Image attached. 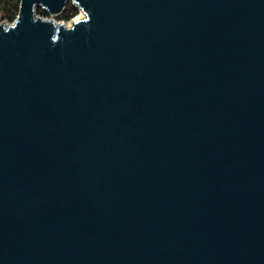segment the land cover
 <instances>
[{
  "label": "water",
  "instance_id": "obj_1",
  "mask_svg": "<svg viewBox=\"0 0 264 264\" xmlns=\"http://www.w3.org/2000/svg\"><path fill=\"white\" fill-rule=\"evenodd\" d=\"M67 1L0 23V264H264V0Z\"/></svg>",
  "mask_w": 264,
  "mask_h": 264
},
{
  "label": "rangeland",
  "instance_id": "obj_2",
  "mask_svg": "<svg viewBox=\"0 0 264 264\" xmlns=\"http://www.w3.org/2000/svg\"><path fill=\"white\" fill-rule=\"evenodd\" d=\"M19 2L20 0H0V23L4 20V24L7 25L15 20L18 14ZM72 6L75 7V4L72 2V0H68L66 3V9L69 10ZM37 10L40 12H45L46 14H39ZM35 12L38 16L44 19L54 20V22L58 24H64L65 26H69L71 24V21H74V18L80 16L81 14L82 16L80 18L84 17L83 12L79 9H77V13L75 15L67 19H59L57 17L59 13L56 15H52L47 13L41 7H37Z\"/></svg>",
  "mask_w": 264,
  "mask_h": 264
},
{
  "label": "trees",
  "instance_id": "obj_3",
  "mask_svg": "<svg viewBox=\"0 0 264 264\" xmlns=\"http://www.w3.org/2000/svg\"><path fill=\"white\" fill-rule=\"evenodd\" d=\"M9 3V1H8ZM38 11V10H37ZM38 13L40 14H46L45 12H40L38 11ZM77 13V8L76 7H71L69 10L66 9V5L64 6L63 10L58 14V18L59 19H67L72 17L73 15H75Z\"/></svg>",
  "mask_w": 264,
  "mask_h": 264
},
{
  "label": "bare ground",
  "instance_id": "obj_4",
  "mask_svg": "<svg viewBox=\"0 0 264 264\" xmlns=\"http://www.w3.org/2000/svg\"><path fill=\"white\" fill-rule=\"evenodd\" d=\"M81 16H82V14H81L80 16H78V17H75V18H74V20H76V19L80 18ZM67 25H68V24H67Z\"/></svg>",
  "mask_w": 264,
  "mask_h": 264
}]
</instances>
